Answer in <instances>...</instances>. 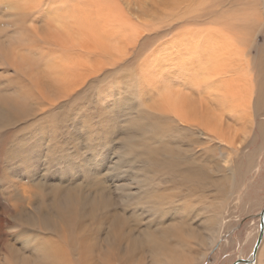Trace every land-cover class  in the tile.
Returning <instances> with one entry per match:
<instances>
[{
  "label": "rangeland",
  "instance_id": "obj_1",
  "mask_svg": "<svg viewBox=\"0 0 264 264\" xmlns=\"http://www.w3.org/2000/svg\"><path fill=\"white\" fill-rule=\"evenodd\" d=\"M61 1L0 0V103L13 96L26 108L34 107V115L19 116L13 125L0 130V220H4L2 232L10 239L8 246L0 244V264H15L13 257L17 256L19 264L29 254V247L23 252L24 245H20L19 234L25 228L12 217L19 212L18 207H25L27 215L34 211L31 201L21 200V189L41 196V189L37 190L41 183L74 182L83 187L89 184L88 176L102 185L123 133L118 122L122 118H113L117 115L111 111L112 117L105 116L102 107L114 109V96L122 94L123 85L134 84L140 89L137 92L144 107L170 118L176 126L193 130V139L201 143L197 151L202 153L203 168L212 179L211 183L198 182L200 194L190 202L196 209L182 212L179 228L186 246L180 251L197 258L196 264H243L238 259H250L251 238L256 235L264 207V156H258L264 150V68L258 69L264 59V0H184L171 7L151 0L147 6L150 15H141L140 7L124 1ZM13 50L18 64L23 60L36 66L28 70L24 64L16 73L10 64L12 58L8 59ZM69 86L71 94L58 99ZM166 99L174 104L173 111L164 108ZM224 99L230 112L219 103ZM71 110L78 122L72 126L66 121L63 126L58 120ZM56 112L60 115H53ZM175 114L184 115L191 124L181 116L178 120ZM44 116L49 118L38 120ZM52 116L57 121L52 122ZM68 135L77 140L70 141ZM53 146L60 147L58 156L63 153L57 158L60 162L39 155ZM257 156L263 164L257 163ZM250 162L257 166L256 171L251 170ZM103 181L114 188V180ZM96 200L102 209V197ZM213 215L218 221L210 224L207 219ZM229 225L234 227L218 238ZM228 238L231 243H226ZM243 240L247 244H242ZM199 241L202 243L196 244ZM12 246L16 253L10 256ZM93 255L98 258V253ZM143 264H151L150 259Z\"/></svg>",
  "mask_w": 264,
  "mask_h": 264
},
{
  "label": "bare ground",
  "instance_id": "obj_2",
  "mask_svg": "<svg viewBox=\"0 0 264 264\" xmlns=\"http://www.w3.org/2000/svg\"><path fill=\"white\" fill-rule=\"evenodd\" d=\"M117 1H124L128 5L134 4L137 7H140L139 11L141 15L150 13V9L147 8V6L151 0ZM154 1L156 2L157 0ZM158 1L157 3H161L162 5L171 7V5H180L184 0ZM53 18L57 20L54 16ZM52 20L50 21L52 22V24H54V21ZM58 23H56V26H58ZM63 25L65 27H68L64 23ZM56 26L54 29H56ZM50 30L52 31L53 29ZM30 31L32 30H29V32ZM186 36H188L187 33ZM30 45H32V43ZM29 50H31V48ZM13 52L14 50L12 51V54L8 55V59L12 58V60H10V64H13V66L11 65V67L15 68L16 73H20L24 64L27 65L26 68H28V70L32 69L33 65L31 66L29 63H27V61L22 60V62L18 64ZM47 62L49 61L47 60ZM259 62L261 63L258 67L260 71V69L264 68V59ZM35 66L36 64L34 62L33 68ZM197 74H195V76ZM197 78L198 77H196V79ZM60 82L62 84L65 83V81L63 80H61ZM63 86L65 85L63 84ZM185 86L187 85L185 84ZM190 86L192 87V85ZM69 87L62 89L59 94L60 96H58V99H60V97L61 99L66 98L71 94L70 92L73 91V88L70 91L69 89H71L72 86ZM123 88H121L122 94L114 96L115 100H117V106L114 107L118 110L121 109L120 112H116L115 108L106 109L102 107V110L106 112L105 116H111L108 113V111H111L110 113L117 115L113 118H122L120 119L121 121L118 122H121V124L123 125V133L121 134L119 145L115 147L113 151L115 160L112 161L110 164L111 166L108 167V173L104 174V176L102 177V185L97 180H94V178L89 177L86 172L84 176H88V186L84 185L83 187H81V184H74V182H70L65 185L62 183L48 185V183L45 182L41 183L37 187V190L41 189V196L39 194L28 195L25 192V189H21V191H23L21 200L28 201L27 204H30L31 201L34 211H32L33 214L30 212L31 215H27L29 211L25 212V207H18L20 209L19 212H16L15 216H12L14 218V222L19 224L21 223V225L24 226L23 228H25V230L19 234V237L22 239L20 245H24L23 249L21 248L22 251L26 252L27 247H29V254L26 255L24 261L20 259L21 262L19 264H143V261H145L146 258L150 259L151 264H196L197 258L192 257L191 254H183V252L180 251V248L186 246V240L184 237V233L179 227L183 222L181 220V217L183 215L182 212L189 213L196 209V207L194 208V205L190 204V202L192 203L195 200L196 196L200 194L198 192V189L196 188L198 182H200V180L206 181V183H209V181L210 183L212 182V179H209V175L203 168L202 153H199L197 151V148L200 147L201 143L195 139L196 137H194L193 139L194 132L192 129H188L182 126H176L170 118H165V116L144 107V105L139 101L140 96L137 92V89H139L138 86H136L135 84L129 86L123 85ZM174 88L177 89V87ZM134 89L136 91H133ZM262 92H264V89ZM203 93L199 94L202 96ZM216 96L219 95L217 94ZM193 97H195V95ZM103 100L104 99L102 98V101ZM227 102L228 100L225 101L224 99V102L221 100L219 103L226 108V111L230 112L231 108ZM49 103L54 104V102L51 101ZM22 104H20L13 96L10 97L9 102L0 103V130L13 125L16 121H18L17 118L19 116L28 118L33 113L32 108L34 107H30L28 109V107L26 108ZM173 105L174 104H171L169 100H164L165 109L173 111ZM59 108H61V106ZM183 109H185V106ZM193 112H195V109H193ZM28 113L31 114L29 115ZM45 113H47V111H45L44 114ZM67 114L68 115L63 116L61 113L63 117H60V120L58 121L62 123L63 126L64 124L67 125V123H65L66 121L73 126L76 122V116H73L72 110ZM53 115L60 114L56 112ZM175 116H178L177 119L179 120V116L181 115L175 114ZM182 116L180 117L181 120L183 118ZM40 118L38 120L43 121V119L49 118V116ZM79 118L80 116L78 117V119ZM51 119H53L52 122L57 121V118L55 116H52ZM184 121L185 123H190L186 119ZM83 126L86 127L85 121H83ZM201 127L203 128L204 126ZM68 136L70 138V135ZM75 137L71 135L70 141H76L77 138ZM55 138L57 139V137ZM57 144L59 145V143ZM56 147L57 146H53V150H48L44 155L42 153L43 151H39V155H41V157L47 158V160L49 159V161L55 160L56 162H60L57 158L62 156L63 153H60V155L58 156V152L56 151H58V148L60 150V147ZM86 148L87 146H85V149ZM18 149L22 150V145H20ZM111 151L107 150L109 154L112 153ZM69 166H71V164ZM85 169L87 168L85 167ZM202 169L203 171H201ZM104 178L114 180V188L108 187V185L103 181ZM100 185L101 187L99 188L98 186ZM84 189L85 191L88 190L86 192V195H83V193H85ZM112 190H115L117 194L114 195V191L112 192ZM99 196L102 197V209L98 208V204L100 203L96 200ZM38 197L40 199L35 201ZM187 204H190V206L188 207ZM263 209L264 207L262 208V210ZM262 210L261 213H259V218L261 217ZM98 212L99 215H96ZM100 212L102 214H100ZM174 218H178V221H176ZM261 220L262 219H260V221ZM216 221H218L217 215H213L207 219V222H209L210 224L215 223ZM3 222L0 220V224L2 223V225L0 226V244L3 245V243H5L8 246V241L10 239L8 240L9 237H6L5 233L2 232L1 227L4 226ZM232 227L234 226L229 225L227 228H225L221 233H219L218 238L222 237L226 232L230 231ZM37 228L40 230L39 232H36ZM260 232L262 233V236L259 240ZM255 234V237L253 236L251 238L252 243L249 240L248 234H246L245 236L247 238V243L252 244L249 255L251 256L250 259H252V261H250L249 257L247 258V260H243L242 258L238 259L243 261V264H264V223L262 231L259 223V227L257 226ZM41 235H44V237H40ZM211 238H215V236ZM241 239H243V237ZM255 240L256 243L255 245H253ZM227 242L231 243L229 238L226 240V243ZM199 243L202 242L199 241L196 244ZM244 243H246V241L243 240L242 244ZM15 249H13L12 246L8 250L10 256L11 254L16 253ZM244 252L245 251H243V253ZM94 253H98V258L95 259L93 255ZM9 254L7 255L9 256ZM13 258L16 262L19 260L18 256ZM16 262L15 264H17Z\"/></svg>",
  "mask_w": 264,
  "mask_h": 264
},
{
  "label": "crops",
  "instance_id": "obj_3",
  "mask_svg": "<svg viewBox=\"0 0 264 264\" xmlns=\"http://www.w3.org/2000/svg\"><path fill=\"white\" fill-rule=\"evenodd\" d=\"M261 117H264V113L261 115ZM263 152H264V150H263ZM263 152H262V149H261L260 154H258L259 158H262V157L264 156V153H263ZM258 156H257V159H258L257 163H258V164H263L264 162H263V163H262V161L259 162V158H258ZM260 160H261V159H260ZM249 164H250L251 167H252L251 170H253L254 167H255V168L257 167L256 165L254 166V164H253L252 162H250ZM254 170L256 171V169H254Z\"/></svg>",
  "mask_w": 264,
  "mask_h": 264
},
{
  "label": "water",
  "instance_id": "obj_4",
  "mask_svg": "<svg viewBox=\"0 0 264 264\" xmlns=\"http://www.w3.org/2000/svg\"><path fill=\"white\" fill-rule=\"evenodd\" d=\"M263 216H264V209L262 210V214H261V217H260V219H262L261 221H260V227H261V231H262V227H263V223H264V218H263ZM261 236H262V233L260 232V234H259V240L261 239ZM259 240H258V242H259Z\"/></svg>",
  "mask_w": 264,
  "mask_h": 264
}]
</instances>
